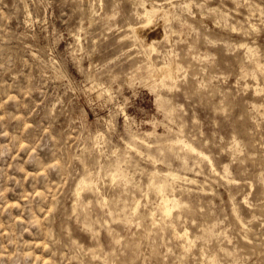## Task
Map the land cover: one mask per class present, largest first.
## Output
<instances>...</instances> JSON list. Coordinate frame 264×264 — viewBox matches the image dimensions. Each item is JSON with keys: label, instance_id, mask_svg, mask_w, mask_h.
I'll return each mask as SVG.
<instances>
[{"label": "rangeland", "instance_id": "obj_1", "mask_svg": "<svg viewBox=\"0 0 264 264\" xmlns=\"http://www.w3.org/2000/svg\"><path fill=\"white\" fill-rule=\"evenodd\" d=\"M0 264H264V0H0Z\"/></svg>", "mask_w": 264, "mask_h": 264}, {"label": "bare ground", "instance_id": "obj_2", "mask_svg": "<svg viewBox=\"0 0 264 264\" xmlns=\"http://www.w3.org/2000/svg\"><path fill=\"white\" fill-rule=\"evenodd\" d=\"M172 3V2H171ZM173 4V3H172ZM157 6V5H156ZM174 6V5H173ZM172 6V7H173ZM159 7H160V5H159ZM156 8V7H155ZM154 8V11H157V10H160V9H158V7L155 9ZM143 22L144 23H142V24H136V25H131V27L133 28V31H136V32H139L140 33V35L141 36H143V37H147L148 38V45L149 46H151V48L152 49H154L155 48V40H156V38H158V36H159V34L161 33V30H159V31H154V30H156L155 28H153V26H152V19H151V17L149 16V17H147L146 19H144L143 20ZM155 23V22H154ZM153 23V24H154ZM158 23V22H157ZM155 26H156V24H155ZM154 26V27H155ZM158 27V26H157ZM161 27V26H160ZM160 27L158 28V29H160ZM132 31V32H133ZM142 38V37H141ZM146 43V44H147ZM249 47V46H248ZM249 48H251V46L249 47ZM156 65V64H155ZM156 67H158V66H156ZM160 67V66H159ZM164 68V74L166 75V76H169L170 78L171 77H174V67H173V65L171 64V62L169 63V62H167V63H165V65L163 66ZM259 69H261V68H259ZM175 74H176V72H175ZM164 77V76H163ZM162 77V78H163ZM170 78H169V80H170ZM172 79V78H171ZM163 80V79H162ZM175 80H176V78H175ZM257 87V86H256ZM258 88V87H257ZM257 88H256V90H257ZM258 91V90H257ZM138 139V138H137ZM143 139V138H142ZM178 140H181V138L180 139H178ZM185 140V139H184ZM143 141V140H142ZM141 141V142H142ZM180 142V141H179ZM185 144H186V142H185ZM188 144H189V142H188ZM191 147H193L192 145H190ZM195 146V145H194ZM194 148V147H193ZM196 148V147H195ZM195 150H198L197 148L195 149ZM193 151V150H192ZM204 153V152H203ZM207 157V156H206ZM208 159H210V158H208ZM210 161H212L211 159H210ZM213 165V164H212ZM214 166V165H213ZM213 168V167H212ZM169 173V172H168ZM171 175V174H170ZM172 177V176H171ZM177 177V176H176ZM175 177V178H176ZM173 178H174V173H173ZM84 179V178H83ZM172 180V179H171ZM98 186V185H97ZM163 187V186H162ZM161 187V188H162ZM92 188H94V187H92ZM98 188V187H97ZM97 188H96V190H97ZM164 189V188H163ZM163 189H161V190H163ZM95 189H94V191H96ZM158 190V189H157ZM164 192V191H163ZM161 193V192H160ZM169 194V193H168ZM168 194H166V193H163V194H161V201H160V203H159V206H160V208L162 209V211L164 212V213H166L167 215H170V214H172V212H173V208H174V206L173 205H171V203L170 202H172V201H174L173 202V204L175 203H178V199H176L175 197H171V195H168ZM139 202L136 204V206L134 207V209L135 210H138V207H139ZM174 204V205H175ZM154 209V208H153ZM135 210H133V211H135ZM155 210V209H154ZM157 211V210H156ZM156 211H152V216H151V218H152V220L154 221V223H157V219H159V218H157V214H156ZM136 213V212H135ZM158 213V212H157ZM149 214V213H148ZM149 216V215H148ZM132 217V216H131ZM150 217V216H149ZM148 218V217H147ZM126 219V218H125ZM127 219H128V217H127ZM126 219V223H127V220ZM131 219V218H130ZM129 219V220H130ZM133 219V218H132ZM131 219V220H132ZM149 219V218H148ZM152 220H150V221H152ZM165 220H167V218L165 219ZM148 221V220H147ZM149 221V222H150ZM151 223V222H150ZM149 223V224H150ZM159 223V222H158ZM153 224V223H152ZM162 224V223H161ZM160 224V225H161ZM166 224V223H165ZM164 224V225H165ZM168 224V223H167ZM167 224H166V227H167ZM170 224V223H169ZM169 224H168V226H169ZM151 225V224H150ZM163 225V226H164ZM171 226V225H170ZM150 227V226H149ZM175 227V225L173 224V228ZM154 228H157V227H154ZM153 228V229H154ZM170 228V227H169ZM148 229V228H147ZM164 229V228H163ZM175 230H176V227L174 228ZM184 229V228H183ZM188 229V228H187ZM158 230V229H157ZM161 230V229H160ZM170 230V229H169ZM172 230V229H171ZM170 230V231H171ZM185 230V229H184ZM148 231H149V229H148ZM150 231H152V230H150ZM163 231V230H162ZM165 231V230H164ZM181 231H183V230H181ZM181 231H180V233H181ZM186 232V231H185ZM175 233V232H174ZM148 234V233H147ZM177 235V234H176ZM183 235V234H182ZM186 235V234H185ZM185 235H183V236H185ZM178 236V235H177ZM179 236H181V235H179ZM189 237V236H188ZM188 237H186L185 236V238L187 239ZM182 240V239H181ZM188 240V239H187Z\"/></svg>", "mask_w": 264, "mask_h": 264}]
</instances>
